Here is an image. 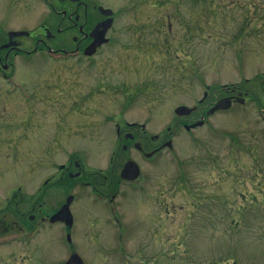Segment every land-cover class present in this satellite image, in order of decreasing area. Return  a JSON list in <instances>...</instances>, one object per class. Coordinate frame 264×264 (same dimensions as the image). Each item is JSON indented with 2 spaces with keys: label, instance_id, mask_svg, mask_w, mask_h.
Masks as SVG:
<instances>
[{
  "label": "rangeland",
  "instance_id": "1",
  "mask_svg": "<svg viewBox=\"0 0 264 264\" xmlns=\"http://www.w3.org/2000/svg\"><path fill=\"white\" fill-rule=\"evenodd\" d=\"M93 1L124 8L132 0ZM159 7L160 30L121 25L117 44L103 47L95 67L40 55L20 69L19 79L34 93L27 105L33 103L34 133L19 137L28 145L19 163L0 154L6 161L2 206L14 194L22 202V195L35 192V212L57 209L70 184L58 181L47 190L53 181L45 185L43 177L58 164L81 173L74 182L111 193L124 163L118 121L144 137L146 149L169 138L172 149L144 162L131 148L144 176L113 203L110 197L100 202L91 185L77 194L71 235L84 264H264V0H161ZM26 10L32 29L48 12L42 4ZM140 32H146L142 38ZM233 88L248 99L244 105L206 118L200 129H184ZM180 106L193 111L179 116ZM127 123L146 125V133ZM9 133L4 146L17 137ZM46 155L49 164L42 162ZM60 236L45 232L35 249L19 248L11 264H28L33 249L35 264H62L71 252Z\"/></svg>",
  "mask_w": 264,
  "mask_h": 264
},
{
  "label": "flooded vegetation",
  "instance_id": "2",
  "mask_svg": "<svg viewBox=\"0 0 264 264\" xmlns=\"http://www.w3.org/2000/svg\"><path fill=\"white\" fill-rule=\"evenodd\" d=\"M190 1L193 2L195 0ZM38 4H42L48 9V12L43 15V20L38 24L37 29H32L29 28V24L27 23L29 19L26 9ZM160 5L161 0H132L124 8H114L113 5L100 4L93 0H0V154L6 152L12 156V158L11 156L8 158L9 160L18 162L19 153L28 150V145L24 144L23 140L20 141L19 137H28L24 133L25 130L30 137L34 133V120L32 119L34 115L33 103L27 106L34 100V93L25 81L19 79L21 68L29 67V61L36 56L40 57V55L58 62L69 60H76L79 63L84 62L86 64L91 62V67H93L97 58H100V52L103 47L110 45L113 47L117 44L116 42L119 38L116 35V30L121 25H128V30L130 29V25H134L133 30L139 31L144 29L146 31V24H152L154 25L155 32L160 30L163 20ZM17 11H23L25 16L20 14V18H18ZM68 32L75 33L71 37L69 35L68 40H63V43L54 41L58 35L64 33L66 35ZM102 32H104L103 43L93 51L92 55H87V49L95 42L96 36L99 37ZM140 33L136 35L142 38L146 32ZM52 41L55 43H52ZM241 96L243 97L240 90L233 88L223 98H231L233 107L234 104H240L239 100ZM216 104L217 102L209 106L205 116H201L199 120L193 121L189 125L185 124L184 129L187 131L200 129V127L206 126L208 123L206 118L214 114L227 112L218 111L210 115L208 113L209 110ZM200 122L203 123L199 124L201 126L197 125L198 127H193V125ZM127 125L133 129H137L138 127L141 130L140 133H146V125L144 124L138 126L136 123H127ZM11 130L17 137H15V140H12L11 144L2 145L4 140L8 139ZM115 131L119 139L123 136L125 140V143L121 147L124 163L118 174L117 181L113 183L115 186H113L111 193L97 191L91 185L92 182H74V180L80 177L81 173L72 172L71 168H67L66 164L55 165L54 170L48 171V177H43V184L45 185L53 181L47 190L57 184L55 182L58 181L70 184L69 190L71 192H68L64 203L58 205L59 207L54 211L40 210L35 212L33 209V202L36 197L35 192L22 195V198L25 197L22 202L19 198L16 199L14 194L12 199H7V205L3 206V198L6 199V197H4V193H0L1 264H11L17 261L19 257H13V255L15 252L21 250L19 248L32 247L34 245L35 249L38 239L45 232L51 230L62 232L60 243L63 245L64 251L70 249L71 252L70 256L62 263L67 264L71 256L76 254L73 249L74 241L71 235L75 230V221L72 216V226H70L66 220L61 218L53 219L54 216L67 204L69 199V208H71L76 202L77 194L83 190L85 185L92 186V194L95 197L97 196L100 202H104L110 197L109 202L113 203L123 192L122 188L124 190L125 187H135L144 176L140 168L141 166L137 164L140 171L138 179L129 181L122 177L121 173L126 163L132 161L129 156L131 148H133L135 154H138L142 161L150 162L161 155L168 142H172L169 138L159 145H152L146 149L141 144L142 141H140L144 137L139 134L136 136L134 132L122 129L118 121L115 123ZM157 137L155 134L151 135L152 140H155ZM159 141L157 140V142ZM48 159L50 157L46 155L42 162L45 164V162H48ZM3 162L5 163L6 161H0L1 168V163ZM31 162L33 161L30 160L27 163ZM21 164H19V167L22 166ZM30 167L34 168L32 163ZM74 167L80 170L81 165L78 161H74ZM66 175L69 180L66 179ZM27 176L31 180L28 183H32L33 185V180L35 179L33 171L28 173ZM23 184L25 185V182ZM32 189L33 187L30 190ZM26 190L28 192V189ZM161 195L162 193L160 197ZM40 198L41 196L38 197V199ZM113 218L117 220L116 215H113ZM36 237L37 239H35ZM34 249L29 254L32 257H26L28 264H35V259H33Z\"/></svg>",
  "mask_w": 264,
  "mask_h": 264
},
{
  "label": "water",
  "instance_id": "3",
  "mask_svg": "<svg viewBox=\"0 0 264 264\" xmlns=\"http://www.w3.org/2000/svg\"><path fill=\"white\" fill-rule=\"evenodd\" d=\"M104 32L101 33L99 37L96 36L95 42L87 49V53L91 54L93 51L100 46L104 40H102L104 37ZM241 102H243L241 100ZM231 101L230 98H224L221 99L208 113L213 114L216 111L225 110L230 108ZM193 109L188 108L186 106H180L176 109V114L179 116L189 115ZM194 126V125H193ZM171 144V143H169ZM139 168L138 165L134 161H128L122 170V177L126 180H135L139 176ZM69 202L68 200L67 204H65L62 209L54 216L53 219H63L66 220L68 225H72V214L70 213L69 208ZM68 264H84L82 259L78 254H74L71 256L70 260L68 261Z\"/></svg>",
  "mask_w": 264,
  "mask_h": 264
},
{
  "label": "bare ground",
  "instance_id": "4",
  "mask_svg": "<svg viewBox=\"0 0 264 264\" xmlns=\"http://www.w3.org/2000/svg\"><path fill=\"white\" fill-rule=\"evenodd\" d=\"M35 239H37V237Z\"/></svg>",
  "mask_w": 264,
  "mask_h": 264
}]
</instances>
